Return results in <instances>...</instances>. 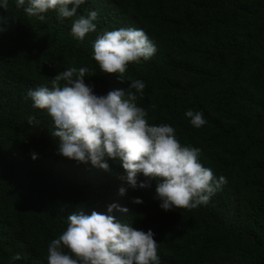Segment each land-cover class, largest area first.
Returning a JSON list of instances; mask_svg holds the SVG:
<instances>
[{
    "label": "trees",
    "instance_id": "1",
    "mask_svg": "<svg viewBox=\"0 0 264 264\" xmlns=\"http://www.w3.org/2000/svg\"><path fill=\"white\" fill-rule=\"evenodd\" d=\"M92 10L97 29L80 42L71 25ZM45 17L28 16L16 0L0 9V264H48L69 214H108L110 204L128 209H113L117 219L155 233L161 264H264V0H86L72 18ZM127 27L142 29L157 51L120 82L100 71L92 46ZM70 67L89 69L85 82L97 95L143 81L137 104L149 123L172 126L227 184L207 204L166 212L156 181L133 189L118 161L106 157L105 171L58 155L54 125L27 92L50 88ZM188 110L207 123L192 126Z\"/></svg>",
    "mask_w": 264,
    "mask_h": 264
},
{
    "label": "clouds",
    "instance_id": "2",
    "mask_svg": "<svg viewBox=\"0 0 264 264\" xmlns=\"http://www.w3.org/2000/svg\"><path fill=\"white\" fill-rule=\"evenodd\" d=\"M86 0H16L28 16L45 20V14L56 11L61 18L76 16ZM8 10V0L0 3ZM98 11L79 15L71 25V35L83 42L97 29ZM5 31L0 29V32ZM157 49L142 29L119 28L105 31L93 42L92 58L102 73L116 75L124 82L130 64L150 60ZM87 67H70L58 72L51 87L29 89L27 97L35 109L50 117L58 138L57 154L79 163L109 170L106 161H118L128 184L133 188H148L156 181L155 199L164 211L193 210L207 204L227 178H217L212 169L200 162V149L182 145L175 129L167 124H150L147 111L138 106V95L146 87L141 80H133L129 87L110 90L97 95L94 86L85 82ZM63 82V83H61ZM135 90V91H133ZM192 126L199 129L207 121L202 112L185 113ZM29 124H37L35 117ZM36 159V155H32ZM121 187L119 194L124 195ZM135 204L143 203L133 198ZM113 209L127 213V208L110 204L107 213L93 210L90 215L80 209L67 216V227L53 239L47 250L48 264H161L155 233L132 227L114 215ZM21 259L19 253L11 257Z\"/></svg>",
    "mask_w": 264,
    "mask_h": 264
}]
</instances>
